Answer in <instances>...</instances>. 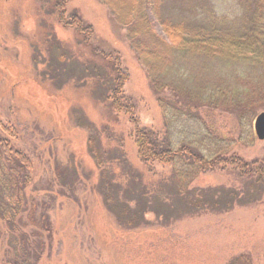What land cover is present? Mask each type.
<instances>
[{"label":"rangeland","instance_id":"374dc122","mask_svg":"<svg viewBox=\"0 0 264 264\" xmlns=\"http://www.w3.org/2000/svg\"><path fill=\"white\" fill-rule=\"evenodd\" d=\"M57 1L0 0V117L20 126L15 147L31 158L25 198L37 213L22 214L23 233L31 246L44 247L32 253L33 264H264V141L254 127L264 97L249 107L245 100L238 109L224 102L229 90L231 103L251 81H257V90L264 86V0L261 10L256 0H157L156 11L140 0L131 10L115 0H69L63 14L67 27L59 22ZM73 15L84 29L92 27L87 36L70 25ZM248 24L258 33L241 38ZM207 30H214V37L206 39ZM217 35L228 42L222 57L215 53ZM204 44L212 50L204 53ZM57 46L73 51L68 61H75L78 71H60L53 82L34 60L48 62ZM106 58L127 75L122 100L134 104L140 128L162 141L170 134L175 150L191 145L192 153L217 164L198 174L187 171L184 191L175 194L173 188L190 157L185 166L179 160L144 162L128 113L94 98L93 89L101 84L92 68L99 70ZM84 66L88 70L81 73ZM210 144L227 161L213 162ZM92 145L103 155L102 168ZM123 164L133 178L113 184L124 186L121 202L137 211L144 208L138 200L151 206L141 214L139 229L118 226L98 187L104 168L115 174ZM57 167L67 172L61 179ZM142 191L157 196L146 201L138 196ZM56 192L70 197L54 199ZM186 195L203 201L190 203ZM0 230L9 229L0 223ZM14 237L0 238V264L15 258L11 247L17 245L9 239Z\"/></svg>","mask_w":264,"mask_h":264},{"label":"trees","instance_id":"16d2710c","mask_svg":"<svg viewBox=\"0 0 264 264\" xmlns=\"http://www.w3.org/2000/svg\"><path fill=\"white\" fill-rule=\"evenodd\" d=\"M68 1L69 0H58L57 2H55V6H54L56 8L55 11H57L58 13L57 16L59 17V22L62 25H64V27L68 26L66 20H64V17H63V14H65L66 5ZM115 1L120 2L122 5L129 6L130 10H131V5L137 8L139 4L138 3L139 0H129V1L115 0ZM143 1H147L149 5L151 4L152 10L154 11L158 10L159 2L157 0H140V3H142ZM256 1H257L256 8L257 9L259 8L261 10L262 0H256ZM73 17H74V20L72 23L75 22L76 24L73 25L71 23L70 25L78 26L79 30H81L80 32H83V33H80L82 37L87 36L86 33L91 32L92 27L88 25L87 28L84 29L83 21L78 16L73 15ZM257 20H258V13H255L253 16L252 22L255 23ZM162 21L163 23H166L167 26H169V23L164 22V20ZM246 27L247 29L244 31L248 34H244L241 38H248L249 36L255 33H258V31L255 29L257 28L255 25L250 26L248 24L246 25ZM169 28L170 26L167 27V30ZM212 31L214 30H207L206 34L205 32H202V31H198V33H203V35L205 34L206 39H209L211 38V36L214 37L215 32H212ZM214 43H216L215 53H218L219 54L218 56L220 57H222L221 55H225L224 53H222V51L223 50L225 51L224 46L227 45L228 42L222 41L221 37L217 35ZM203 46H204L203 49H206L204 50L205 51L204 53L212 50L211 46H208L205 44ZM158 51L159 49L157 50V52ZM252 52L256 53L255 50H253ZM50 53L51 55L48 56V62L46 60V57L41 62H39L37 58H35L34 61L37 64H40V65L42 64L45 67V69L46 68L48 69L49 73L52 76V81L53 80L57 81V76L60 71L66 72L67 70L69 72H74V74L78 71V69L75 67V64H74L76 62L74 61L70 63L68 61L69 57L73 53L71 49H67V48L65 49L63 46L62 47L57 46L56 49L54 48L51 49ZM91 53L93 56H98V52L95 49H93ZM100 58L104 60V56ZM162 59L163 57H161V60ZM106 61H107V58H106ZM107 63H105L104 65L102 64L99 70L97 69L96 65L95 67L92 68L93 72L96 73L93 75V78L100 80V84H101L100 89H98L99 84L94 87L93 89L95 91L94 98H96V100L97 99L102 100L103 103L105 104H110V107L113 108V110L118 113L119 112L128 113L127 115H129L131 121H133V123L136 124V127H135L137 131L136 143L138 146V152L140 153L142 160L144 162H149V163L155 162V163H160V164H164V163L168 164L170 162L177 163L179 160L185 166L186 162H184V158L188 157L187 159H189L190 157L191 163L186 165L187 166L186 169L184 168L183 170H181V172L183 173V175L181 173L182 175V178L180 179L181 182L179 183V185L175 184L173 188V192L175 194L177 192H180V190L184 191L186 183H182L184 181L182 179H186V181H188L187 176L190 175V173H188L189 170H191L194 174H198V171L205 172V171L211 170L217 165L216 163L205 161L206 157L202 156V154H197L196 152L192 153L191 145H184L178 150H175L174 141H171L172 136L170 134L164 137V141H162L160 140L157 133L150 131L146 128L145 129L140 128L139 121L135 120L136 118L134 117L135 115L134 104H132L131 101H128V103H126V101L122 100V96H123L122 88H123V84L127 81V75L121 72L122 70L119 67V63L117 62L110 63L109 60L107 61ZM149 67L151 68V69L149 68L150 78L154 79L155 84H157L158 82L157 72L153 71L154 67L153 68L151 66ZM87 70L88 68H85L84 66V69H82V71L80 72L83 73ZM115 74L117 75L115 76ZM83 78L84 77H82L81 79ZM261 80H263V83H264V77ZM255 82L257 81L250 82L252 86L251 88L242 89L239 92L236 91L234 95L237 96L238 98H234L235 101L231 103H229V99L230 97H232L231 96L232 93L230 90L228 93L226 92L227 94L224 95L225 104L229 105L231 109H234V106H236L237 108L239 105L246 102L247 100L248 102L245 104V106L247 107H249L248 106L249 104L256 103L257 101H259L260 98L264 97V86L261 89L257 90L253 86V83ZM54 85H55L54 86L55 90L59 91L60 90L58 86L59 84L57 85L54 84ZM42 89L45 95L47 96V94H49L48 90L44 86L42 87ZM244 96H246V98L243 99ZM161 104H162V108H164V103H162V100H161ZM75 121H76L75 124L76 126H78V128L80 127V125H83L82 116L77 118ZM210 136H211V133H210ZM19 138H20V126H18L17 123L15 124L13 122H8L4 124L0 117V223L6 224L8 226L9 230L4 232L6 236L12 237V234H15L14 238H9V239H12V242H16V245H17L15 247L14 245L11 244L12 245L11 251L15 252V258L5 260L2 264H33L35 260H34V256L32 253L41 252V250L43 251V248H44V247L42 248V246H39V245L31 246L28 243L29 239L26 237V234L23 233L22 214L26 213V211L31 212L32 210V208H28V201H26V198H25V196L27 195L26 188L29 186V183L32 181V177H31L32 167H30L31 158H29L28 155L24 154L21 150H19L20 148L15 147V140L17 139L20 140ZM201 143L203 145L204 142L201 141ZM97 148L95 147V145H92L93 153L94 154L96 153L95 162H97L99 166L102 168L104 165L102 161L103 155L99 152ZM207 148L208 150H210V152L208 153L210 157L216 156V158H214L215 160L213 159V162L220 163V162L227 161L225 160V157L223 156L220 157V155H218L220 150L217 145L210 144V146H207ZM96 149L97 151L95 152ZM122 157L123 156H121L120 159H122ZM123 165L126 166V168L124 170H118V172L116 173H118L119 175L116 173L115 174L112 173L111 169L104 168L101 174V179L99 181L100 184L98 185V187H99V190L103 192L104 194L103 197L107 198L106 200V202L108 203L107 206L109 205L110 213L114 216L115 219H117L118 226L124 229L128 227H129L128 229H139L142 223L141 221L143 219L142 218L143 216L140 218L141 214L143 212L148 211V207L150 208L151 206L147 207L146 204L142 205V203H140L138 200L137 206L141 205L144 208L142 210L137 211L138 208L136 207L135 208L136 212H141V213H135V215L132 216L131 210L135 211V209H131V207H129L128 204L126 205L125 203L121 202V200H123V197L121 196V192L123 191L124 186L122 185V188L119 189L118 186L114 187L113 184L118 182L117 179H119V181L122 179L123 181V177L125 176H129L126 180L128 181V183H130L131 179L133 178V175L131 174V169L128 168L127 165L125 164ZM260 169H261L260 171L262 172V174H264V171H263L264 168L262 167ZM108 171H110L111 175L108 174ZM57 172L60 175V179H61V176L64 177L65 173H67L66 171H63V173H61V170L58 167H57ZM54 176L57 178L55 173H54ZM109 178L110 180L108 181ZM51 183H56V182H51ZM70 192H71V196H73V194H75L77 191H73V192L70 191ZM144 192L145 191H142V193L138 196L141 197L142 199L145 198L146 201L149 198L155 199L157 196L151 193L148 194V196H146ZM217 192H218L217 190H214L213 194H216ZM62 196L70 197L69 193L68 195L67 194L61 195L58 192L53 194L54 199H56L57 197H62ZM185 199L189 201L190 203H196V204H200L203 201V199L192 200V197H190L189 195H186ZM35 212L37 213V211L32 210L31 218L34 217ZM128 212L130 213V216H129L130 218L128 217ZM4 233L0 230V238L5 236Z\"/></svg>","mask_w":264,"mask_h":264},{"label":"water","instance_id":"95a60500","mask_svg":"<svg viewBox=\"0 0 264 264\" xmlns=\"http://www.w3.org/2000/svg\"><path fill=\"white\" fill-rule=\"evenodd\" d=\"M256 137L260 141H264V112L258 115L254 123Z\"/></svg>","mask_w":264,"mask_h":264}]
</instances>
